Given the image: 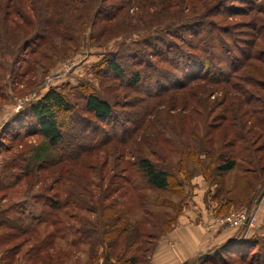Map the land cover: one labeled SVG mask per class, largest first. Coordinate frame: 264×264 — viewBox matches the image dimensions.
I'll return each mask as SVG.
<instances>
[{
    "label": "rangeland",
    "instance_id": "obj_1",
    "mask_svg": "<svg viewBox=\"0 0 264 264\" xmlns=\"http://www.w3.org/2000/svg\"><path fill=\"white\" fill-rule=\"evenodd\" d=\"M41 1L35 0L28 8V0H20L18 12L11 2L6 16L4 2L0 9V210L14 215L21 208L26 210L34 198L40 206L45 196L67 200L68 206L58 207L56 214L59 219L64 213L72 214L71 219L64 217L56 226L47 223L38 228L41 236L54 234L52 247L69 250L54 255L61 256L63 262L65 254L64 264H115V256H109L112 251L106 247L111 239L97 236L106 224L101 203L109 206L118 192L114 188L125 189L124 198H129L124 205L127 219L145 220L152 232L149 244L155 245L178 222V216L188 211L189 202L196 204L195 198L201 195V175L204 177L207 159L201 154V141L207 138L204 131L214 124L215 116L227 111L229 117L237 118L239 114L234 116L227 110L228 103L244 96L251 99L245 107L264 110V76L252 69L260 63L252 60L251 66L238 68L248 43L255 52L264 50V0L77 2L76 10L50 27L45 21L48 13L40 15ZM24 10L25 15L19 17ZM189 28L199 31L201 37L214 30L208 42H219L237 60L238 70L232 79L236 90L208 78L192 79L188 66L180 65L193 58L187 59L188 50L200 59L202 47L204 56L213 50H206L204 41L191 37ZM145 42L154 50H162V57H153L150 51H154ZM143 46L149 53L146 61L136 65L134 54ZM110 58L117 61L120 71L106 66ZM213 65L215 73L226 68L217 60ZM196 69L201 73V66ZM135 72H139V80L131 82ZM50 89L63 94L68 102L67 110L56 113L58 125L64 135H69L68 142H85L71 159L60 163V146L50 148L30 110ZM91 91L110 102L114 116L107 122L86 110L85 94ZM238 124L237 119L233 126L236 131ZM133 125L132 136L121 141L118 134ZM257 134L261 133L254 129L246 138ZM263 141L261 136L257 143ZM247 146L239 140L236 146L223 150L238 152L233 170L222 174L213 170L209 178L204 177L222 188L218 190V202L231 196L237 207L243 197L261 193L264 188V173L253 171L256 164H250ZM139 158L166 169L171 190L146 185L136 165ZM123 172L139 181L141 187L133 188L125 182ZM245 182L254 184L258 191L248 189ZM106 190L110 201L99 199ZM258 210L264 211V204L255 207V226ZM236 211H217L213 219L219 226L229 227L220 224V219ZM82 233L89 237L85 239ZM146 239H141L143 246L148 245ZM31 243L18 235L8 244L0 241V249L16 246L12 264H27L22 255ZM263 252L264 230L253 237L245 258L224 254L220 262L264 264Z\"/></svg>",
    "mask_w": 264,
    "mask_h": 264
},
{
    "label": "trees",
    "instance_id": "obj_2",
    "mask_svg": "<svg viewBox=\"0 0 264 264\" xmlns=\"http://www.w3.org/2000/svg\"><path fill=\"white\" fill-rule=\"evenodd\" d=\"M86 1L95 2L97 0H42V6L39 8L40 15L43 12L48 13L45 21L46 26L50 27L60 23L61 18L69 14L70 11L76 10L77 2L84 3ZM3 2V0H0V9L2 7ZM11 2L15 3V6L13 4L14 8L16 7V5L18 7L22 5L20 0H5L3 4V7L7 9V11L5 12V16L8 12ZM33 3H35V0H28L26 5L28 8H30L34 5ZM18 10H20V8L16 7L15 11L18 12ZM106 12L107 11L105 10V13ZM24 15L25 10L23 11V14H20L19 17L22 18ZM192 29L193 28H189V31ZM209 29H211L210 26ZM213 31L210 30L204 37H201L199 31L198 33L195 31L189 32L191 34V37L196 38L198 41L201 39L205 42L204 47L206 50H208L207 48L213 47V50H211L210 55L206 56H204V50L202 47L201 59L194 54L195 52H191V50H188L186 52L190 54H187V59L193 57L190 58L193 61L188 62L190 59H185L183 63H180V65L188 66L187 73L188 75L191 74L190 77L192 79L197 77H201L202 79L208 78L211 80V82L215 84H226L229 85L231 89L236 90V88L234 87L235 83L232 82L233 73L236 72V70H238V68L242 65L246 64L247 66H251L252 64H250L249 62L252 60L256 63L259 62L260 64H258V66L261 68L259 69L256 65L253 66L252 69L254 73H258V71H260L259 73L264 76V50H262L261 52H255L256 50H253L251 48V45H249L248 43L246 51L243 52L240 65H238V68H236L237 60L228 55L227 49H224V47L220 45L219 42H208V38H210V35ZM144 45L151 47V50L154 51H150L153 57L161 58L164 54L162 50H154L153 46H151V44L147 42H145ZM148 53L149 52L146 51L145 46L138 49L136 54H134L135 56L133 57L134 64L138 65L146 61L145 58ZM213 60L223 62L226 68L222 69H226V71L224 72L222 71V69H218L216 73L213 72ZM187 62L197 63L187 65ZM106 66L114 72L120 71L119 65L117 64V61L114 58H110L108 61H106ZM200 66L201 73L195 72L197 70L196 68H199ZM132 79L130 77L131 82L138 81L139 72H135L134 75H132ZM262 84L264 85V80H261V85ZM85 95L86 110L90 111L97 120L107 122L114 116V110L108 99L100 97L93 91L88 92ZM243 99L240 98L238 99V101H229L228 103L229 107L227 110L234 116H237V114H239L237 118L231 116L229 117L227 115L228 112L226 111V113L223 115L215 116L216 118L214 119V124L212 126L210 125V129L204 131V134L207 136V138H204V140L201 141V154H206L207 159L205 164L201 160V166L202 164H204L205 166V169L203 170V175L205 178L210 177V171L214 170L215 173L222 174L233 170L237 166L238 159L234 155L238 154V152L234 151L227 153L223 150H225V148L227 147L236 146V143L239 140H244L246 144H248L246 149L248 150V153H250L248 154V156L251 157L249 158L251 160L250 164L252 166L256 164V167H253V171L258 170L259 173H264V141L260 144L257 143V141L261 139V136H264V110L260 108L250 109L248 106L245 107L244 105H249L251 103V99L245 96L243 97ZM224 102H222L221 104H224ZM68 106V102L63 94L57 92L54 89H50L45 94H43L42 98H40V100L36 102V105L30 109L32 119L35 120L38 131L40 132L42 137L47 141L50 148L60 146L61 157L59 163L71 159V157L73 156L72 153L75 154V151L82 149L85 143L84 142L83 144H77L68 142L69 135H64L63 130H61L60 126L58 125L56 116L57 111L67 110ZM237 119L239 124L237 125L238 130L236 131L235 129H233V126H236L235 122L237 121ZM254 129L261 134H257L254 138H246V134L252 133ZM217 131H219V133L216 134ZM133 132L134 125L130 126L129 129L125 127L124 129H122V134H118L117 137H119L121 141H124L131 137ZM212 132H215V134H212ZM77 139H79L80 141L82 138ZM102 140L103 139H101V141ZM71 147H73V150L71 149ZM213 150L215 154L213 153ZM236 150L239 149L236 148ZM136 165L140 172L141 178L143 179L146 185L157 190H171L169 174L166 169L151 162L147 158L137 159ZM207 169L210 170L207 171ZM123 170L126 171V169L124 168ZM123 173L124 175L122 176L125 182L131 184L133 188L141 187L139 181L136 182L135 180H132V177H130L127 173ZM251 185L252 183L250 182L246 184L248 189H250L251 187L253 189H256V186L254 184L252 186ZM114 189L118 190V192L117 195L114 196L111 201L108 197L109 191L107 190L103 191L101 194L103 195V197L99 198L100 200L104 201H107L109 199L110 202L109 204H107L109 206H105L101 203V208L103 211L102 216L106 220V224L105 226H103V231L100 233V235L97 236L98 238L101 237L111 239L110 242L108 241L109 244H106V247L111 249L112 251L110 252L109 256H111V254L115 256V264H148L149 255L151 254L155 246L154 243L151 245L149 244L150 237L152 236V232L148 231V228L150 226L145 220H142L140 222H131V220L127 219L128 212L124 211V205H127L126 200L128 201L129 198H126L125 200V189H123V187L120 186ZM221 190L222 188H219V191ZM256 190L258 191V189ZM259 193L254 194V192H252L251 195H247L245 198L243 197L241 201H239V205L244 202H247L248 204H250L251 207L254 204ZM121 198L123 199L121 200ZM34 199L35 200L33 203H30L26 206V210L21 208L14 215H10V213H8V210L6 209L0 210V241H7L8 244V242H11L18 235H23L24 241L26 240L27 242H33L31 243V247L22 255L23 260L27 264H64V259L66 258L65 254L63 255V262H61V256H56L54 254L69 252V250L52 247L51 239L52 237H54V234L51 233L48 236H46L47 234L41 236L40 230H38V228L47 223L52 226H56V224L58 222L60 223L62 221L61 219H63L64 217L69 216V218L71 219L72 214L66 216V213H64L62 215L63 217L60 216V219L56 214V211H60L58 207H63V205H65L64 207L68 206V204H66L67 200L60 202L56 198L45 196L43 197L42 204L39 206L36 200L37 198ZM225 202L227 206H230L235 201L231 196H228ZM169 223L171 224V226H173L171 221ZM7 229L15 231L16 233H12L11 231L7 232ZM86 231L88 232V230H85V232ZM166 231L167 229L165 230V232ZM81 236H87L84 237L85 239L89 237L87 233H82ZM141 239H146L148 245L143 246ZM252 240L253 238H250L237 243L229 242L223 244L218 248L209 251L203 256H200L197 260L193 261L192 264H225L223 260L220 262V259L224 257V254L227 256L229 255L237 256L238 258H245V252L246 250H248ZM121 242L123 243V245ZM15 247L16 246H7L4 249H0V264H12L14 260L13 253L16 252L14 251Z\"/></svg>",
    "mask_w": 264,
    "mask_h": 264
},
{
    "label": "crops",
    "instance_id": "obj_3",
    "mask_svg": "<svg viewBox=\"0 0 264 264\" xmlns=\"http://www.w3.org/2000/svg\"><path fill=\"white\" fill-rule=\"evenodd\" d=\"M216 184L208 183L201 175V195L195 198L196 204L189 202L188 211L180 214L173 228L158 239L149 255L148 264H192L233 237L239 238L235 241L237 243L253 238L264 230L263 210H258L259 221L255 228L244 225L240 228L219 226L213 219L217 211L249 209L250 204L244 202L237 207L233 204L229 207L225 200L218 202L220 197ZM256 206L257 202H254L250 208Z\"/></svg>",
    "mask_w": 264,
    "mask_h": 264
},
{
    "label": "built area",
    "instance_id": "obj_4",
    "mask_svg": "<svg viewBox=\"0 0 264 264\" xmlns=\"http://www.w3.org/2000/svg\"><path fill=\"white\" fill-rule=\"evenodd\" d=\"M258 204H264V188L262 189L260 193ZM255 211V207H252L250 209H242L238 210L236 212H232L229 215L225 216L224 218L220 219V224L227 225L230 228H240L243 225H247L248 227L253 228L254 225V218L253 215Z\"/></svg>",
    "mask_w": 264,
    "mask_h": 264
},
{
    "label": "water",
    "instance_id": "obj_5",
    "mask_svg": "<svg viewBox=\"0 0 264 264\" xmlns=\"http://www.w3.org/2000/svg\"><path fill=\"white\" fill-rule=\"evenodd\" d=\"M259 198H260V194H259L258 197L256 198V201H255V202H258V201H259ZM237 240H239V238L233 237L231 240L228 241V243H229V242H235V241H237ZM226 243H227V242H226Z\"/></svg>",
    "mask_w": 264,
    "mask_h": 264
}]
</instances>
